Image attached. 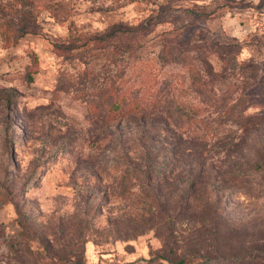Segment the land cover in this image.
<instances>
[{
  "label": "rangeland",
  "instance_id": "rangeland-1",
  "mask_svg": "<svg viewBox=\"0 0 264 264\" xmlns=\"http://www.w3.org/2000/svg\"><path fill=\"white\" fill-rule=\"evenodd\" d=\"M235 62L264 68V0H0V264H264V105L221 116ZM156 94L161 149L153 125L108 119ZM142 203L171 217L129 235Z\"/></svg>",
  "mask_w": 264,
  "mask_h": 264
},
{
  "label": "trees",
  "instance_id": "trees-1",
  "mask_svg": "<svg viewBox=\"0 0 264 264\" xmlns=\"http://www.w3.org/2000/svg\"><path fill=\"white\" fill-rule=\"evenodd\" d=\"M201 65L204 68V72H206L208 75H222L223 72L219 73L216 72L215 67L207 60L205 59H200ZM234 69H235V76L239 75L240 77L243 78L242 81V93L241 95L237 98V102L230 106L229 109H226V111L224 113H221V116L223 118H227L228 116H230L235 109H239V114L240 116H245L244 119L246 120H250L253 121L255 120V117H261L259 114L260 113H248L247 110L252 107V106H258V105H264V101L263 99H261L260 95L256 96V94H254L253 92L247 93V90H255L256 85H258V81L261 82V79H264V68L261 67L260 65L254 64V63H236L234 65ZM189 68L191 69V72L193 73V75H196V69L198 68V65H189ZM193 76V77H194ZM260 77V78H259ZM260 79V80H259ZM241 88V87H240ZM258 88V87H257ZM161 89V88H160ZM158 94V93H157ZM157 94L153 97L152 100L147 101V104H144L139 98L134 97L132 95L129 96H124L122 99H116L112 106H111V111L108 114V119L115 122L116 120H127V122H131V121H137L143 124V128L144 129L146 126H152L155 127V129H157L160 133H165L167 128H168V123H167V117L169 112H172L171 107H167L166 103H162L161 99L158 98ZM10 104V103H9ZM181 116L184 118H188L189 121H193L194 119V115L193 114H181ZM196 117V115H195ZM221 117V118H222ZM139 124V125H140ZM141 126V125H140ZM197 130V129H196ZM192 131L190 132V134L196 135V136H201L202 133H200V131ZM214 129H211V131L209 133H206V135H213ZM167 133H165V138H161L160 141L158 142L157 146L161 149V148H165V146H168V142L166 141L167 139ZM160 136V135H159ZM161 137V136H160ZM205 138V137H204ZM121 137H116L110 139V144L111 145H116V147L122 146L123 141H121ZM194 139H198V138H194ZM165 140V141H163ZM124 150V154L121 153L124 156H128L130 155V153L133 151H130L131 148L130 147H126ZM146 147L144 150H142V152L140 153L141 155H139V157L137 158V160L139 161H145L146 163L153 161V157H154V153L157 154V150L154 149L152 152H149V154L147 153L148 151H145ZM136 154V152H134ZM142 157V158H140ZM127 159L129 160L130 158L127 157ZM130 166L126 167L128 170L125 171V173L122 176V186L126 184L128 178L131 176L130 173H132V171H130L131 169L129 168ZM151 168V166H148ZM148 170V168H147ZM136 171V170H133ZM136 176H138V173H135ZM145 181L148 182V184L150 185L152 180L151 177L146 176ZM127 196L132 197V193H130V191H128ZM155 197L156 200L162 201L163 199L160 196H153ZM138 200V199H136ZM181 201H179V203H181ZM179 210L183 211V205H179ZM137 216H139L140 218H138V222L137 224L131 228H129L126 232L129 235L132 236H136L141 232H144L148 229H153L156 225H158V223L156 222L157 219L166 216L163 219L166 218H170V214L169 210L167 207H163L161 205H154L152 203H142L141 205H139L137 207ZM169 214V215H167ZM162 219V221H163ZM160 222V221H159ZM138 223H140L138 225ZM144 225V228H146V230L144 231H138V227ZM181 263H184V260L181 261Z\"/></svg>",
  "mask_w": 264,
  "mask_h": 264
}]
</instances>
